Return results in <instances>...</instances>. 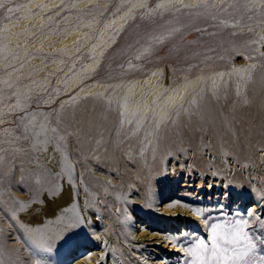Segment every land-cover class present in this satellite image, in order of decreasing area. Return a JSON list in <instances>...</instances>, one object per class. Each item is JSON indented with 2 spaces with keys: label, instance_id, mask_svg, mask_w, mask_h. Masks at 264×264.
<instances>
[{
  "label": "bare ground",
  "instance_id": "bare-ground-1",
  "mask_svg": "<svg viewBox=\"0 0 264 264\" xmlns=\"http://www.w3.org/2000/svg\"><path fill=\"white\" fill-rule=\"evenodd\" d=\"M73 1L70 4L66 0H27L20 8V17H11L1 31L4 36L0 51L14 52L16 46L27 52L31 50L24 62L10 69L11 59L0 52V71H5L0 74V80L15 97L11 104V100L1 98L4 93L0 94L1 125L12 119L13 108L16 111L28 106V94L43 96L45 103L52 102L54 98L46 97L45 92L51 87L49 81L53 77L63 87L59 92L75 90V98L85 95L86 99L78 112L75 113L77 105L63 112L61 119L65 127L60 131L50 128L39 116L24 113L26 132L32 140L27 153L18 146L19 136L12 135L13 132L0 135V147L6 144V149L0 151V211L6 220L0 224V264H130L131 261L132 264H174L173 255L179 251L183 254L181 239L188 225L197 221L198 226L205 228L203 220L192 211L195 208L205 214L206 204L200 202L204 195L222 197L219 203L227 202L235 213L251 209L254 216L250 223L255 220L264 210L261 194L264 183L259 168L247 155L245 143L252 149L262 144L263 139L257 136L263 138L264 129L259 122L255 129L258 133L253 134L250 129L243 138L238 135L231 113L234 105L248 106L252 99L263 110L260 115H264V72L253 71V63L241 53L235 55L226 71L198 73L190 79L183 77L176 84L157 78V70L145 78H121V85L95 80L86 83L93 78V67L98 66L104 48L101 45L110 44L116 37V34L110 40L106 37L111 33L106 23L110 17L95 34L91 30L95 25L84 20L83 14L81 18L66 15L64 19L72 20L63 23L61 33L55 31L56 25L46 34L39 28L33 29L36 23L39 26L45 23L46 19H42L47 9L57 6L53 10L59 12L86 0ZM145 1L119 2L122 10L117 15L119 24L126 22L128 10ZM198 1L201 0H159L157 4L165 10L173 3L183 7ZM62 4L64 8L57 9ZM234 27L238 32L252 29L237 24ZM258 29L262 41L258 51L264 55V21H259ZM28 38L32 39L27 42ZM88 54L91 56L86 60ZM227 74L237 79L228 87L234 98L232 106L216 84V80ZM21 78L35 81L20 84ZM166 118L171 120V127L159 131L157 128ZM119 138L123 139L121 144L117 143ZM223 138H228L227 143H223ZM205 143L211 144L210 148ZM191 148L202 155L204 163L198 165L193 161ZM122 153L127 162L137 165L138 173L132 180L128 179L126 170L119 171ZM16 156H22V160L13 163ZM263 157L259 151L256 161L263 162ZM153 162H157L160 172H152ZM143 173L150 177L142 182L144 191L140 192L132 181L140 177L144 180ZM167 177L166 185L162 180ZM177 182L191 185L193 194L200 195L158 206L160 199H168L170 188ZM244 188H248V194H244ZM115 229L124 241L122 247L115 242ZM178 234L181 239L171 242L169 237ZM9 235L16 242L6 243ZM86 247L89 253L82 257V248ZM116 247L129 251L132 258L122 259Z\"/></svg>",
  "mask_w": 264,
  "mask_h": 264
},
{
  "label": "rangeland",
  "instance_id": "rangeland-1",
  "mask_svg": "<svg viewBox=\"0 0 264 264\" xmlns=\"http://www.w3.org/2000/svg\"><path fill=\"white\" fill-rule=\"evenodd\" d=\"M16 1L17 0H0V43L2 42L4 36V33L1 32L3 30L2 28L7 25L11 17L16 19L20 17V8H23L25 2H27V0H18L17 3H15ZM66 1H70V4L74 2L73 0ZM100 1L102 2V4H100ZM105 1L106 0H97L96 2V0H86L83 1L81 5L74 4L71 5L72 7L68 6L65 10L63 9L59 12L53 10L55 7H57L53 6L50 9H47V11L43 12L46 14L42 19L43 21L46 19L45 23L40 26L38 25V23H36V26L33 28L34 30L39 28V30H41V33L43 32V34H46L44 32L49 31V28H54V26L56 25L55 31H59L61 33L62 26L64 25L63 23L72 20L64 19L66 15L68 16L70 14L75 16V18H81L84 16L83 19L86 18L84 20H87V22L91 23L90 25H95L93 26V29H91L93 32L95 31L94 34L98 32L101 26H105L106 23L110 25L109 29L111 30V33L106 36L107 40L112 39V34H116V37L110 44L101 45V47L104 48H102L103 53H101L100 58L96 63V65L98 64V66H95L97 67L96 69L95 67H93V72L95 71L93 73V78H90V80L86 81V83L93 82L95 80L103 83L107 82L105 84L120 82L121 85V81L124 77L131 79L136 76H142V78H145L151 72L157 70V78L176 84L177 82L179 83L185 78H193L198 73L205 74L208 71L216 69H222L226 71L230 69L233 63L231 61L233 60V58H235V55L241 53L247 57V61L249 63H253V71L261 70L262 72H264V55L261 51H258V45L261 44L262 41L261 38L257 35L259 31L258 23L259 21H264V0L259 3H255V0H201L194 5L183 7L178 5L175 6L176 4L174 5L173 3L171 4V7L168 6L165 10L163 9V6L161 4H157L159 0H146L145 3H142L143 5L137 4L136 6L132 7L131 10L127 11V13L129 12V14L131 12L130 15L134 18L126 13V22L120 24L118 20L120 19V17L118 18V14L122 12L119 7V2H121L122 0H107L108 2ZM144 4H146L145 8L147 10L144 9ZM140 5L141 8L139 7ZM149 5L150 8L148 7ZM62 7L64 8V4L58 6L57 9H60ZM135 11L137 12L135 13ZM50 15H52V17L47 19ZM89 16L90 18H88ZM93 16L97 19H94ZM108 17L110 18L108 19ZM111 17L115 20H113ZM89 20H91L92 22ZM104 21L107 22L105 23ZM99 22L101 24H99ZM102 22L104 23V25ZM232 22H235V24L240 26H246L248 28L252 26V29L246 32H238L234 27L235 24ZM71 24L72 23H69L68 25ZM43 25L48 26L42 27ZM30 39L32 38H28L27 42ZM0 52H3V57L6 56V59H11L12 63L8 65L11 66L9 67V69L18 67L22 62L25 61L24 58L30 56L31 54V50H28L27 52L20 46H16L14 52L10 50H1ZM14 53L15 56L14 58H12V55H14ZM88 55H86V60L91 56ZM137 55L138 57H136ZM236 58L239 59V56H236ZM128 65H131V67ZM156 68L160 69L158 70ZM3 72L5 71H0V74H2ZM35 73H33L31 76H33ZM227 75H223L220 79L216 80V84L219 87L218 90H220V93L227 98L228 105L232 106V104H234L232 103L234 101V98L228 87H232V85L237 82V79L232 74ZM19 81V83L21 84L23 82L33 83L35 80L30 81V79L21 78ZM83 84H85V82ZM49 85L51 87L47 92H45V94L46 97L54 98L52 102L48 104L44 102L43 96H36L37 94H28L30 101L28 106L25 108L16 109V111L14 110L15 108H13L10 114V117L12 119H10L6 124H0V135H8L7 133L13 132L12 135H16L17 137L19 136L18 139H20V141L18 142V146H20V148H22L26 153L32 146V140L26 132V125L23 118L24 113H28L30 115H33L34 117L39 116L41 120H44L50 126V128L54 127L55 129L57 128V130L60 131L65 127V125L62 123L63 120L61 119V115L63 114V112L70 107H74L75 105H77L78 107L75 108V113L78 112L79 108L81 107L80 104L86 99L85 95L80 96V99L79 97L75 98V95L73 94L75 90H71V92L68 91L67 93L59 92V90L63 87L61 84L56 83L54 77L50 79ZM7 92L8 94H6ZM1 93H4L1 98L5 97L6 101L11 100V104L14 102L13 98L15 97H13V91L8 90V88H6V86H4L3 82L0 80V94ZM62 100H65V102ZM79 100L80 102H78ZM249 102L250 103L248 106H245L243 103L234 105V112L231 113L238 135L242 136L243 138L244 134L249 133L250 129L252 130L253 134L258 133L255 131V129L259 122L262 124V129H264V115H260L262 114L263 110L260 108V105L258 103H253L254 101H252V99H250ZM171 125V120H168L166 118L165 122H163L162 125L157 129L159 131L163 128L167 129L170 128ZM73 128H75V123ZM128 133L129 132L125 134L129 135ZM257 138L260 140L263 139L264 142V137L260 138V136L258 135ZM122 141L123 139L119 138L117 143L121 144ZM227 141L228 138H223V143H227ZM263 142H261L262 144H258L255 149H252L248 145V143H245L247 147V155L252 161H254L255 167L257 169L259 168L262 177V183H264V169H261V167L264 165V157L263 162L261 163L256 161V159L259 151H261L264 156ZM1 145L2 146L0 147V151L6 149V144ZM204 145L208 146L209 148L211 146V144L209 145V143H205ZM24 146H27V148H24ZM184 147L187 148L188 145L185 144ZM228 150L229 148L227 149V152ZM189 152L191 154H194L193 161L196 164L201 165L205 162L202 155L199 154L196 149L191 148ZM21 157L16 156L15 158H13V163L20 162L22 160ZM126 160L127 159H125L124 153H122V158L120 159L121 168L119 171L123 172L124 170H126L128 179L132 180L133 177L138 173L137 165L131 164ZM220 169H222V167H220ZM155 171L160 172V168L157 162H153L152 164V172L155 173ZM142 177L145 179L142 180V178L140 177L138 178L139 180H134V182L132 181V183L135 184L136 187H138L137 189L140 192L144 191L142 182L148 181V178L150 176L146 173H143ZM162 181L167 185L168 177L163 178ZM231 183L234 184L235 182L231 181ZM165 184L159 186V190H162ZM180 184L181 182L175 183L169 190L167 196L168 199H160L158 202V206H163L164 204L175 201L176 199H182L185 201H188L189 198L196 199L200 195L198 194L195 196L193 194L195 192L192 190L191 185L186 186ZM243 192L244 194H248V188H244ZM261 194L262 201L264 203V188H262ZM222 199L223 198L219 196H212L208 198L206 195H204L203 198L200 199L202 205L206 204L204 206L205 216L208 218L210 223L220 222L219 218L222 217H228L229 219H231L232 216L237 213H235L234 209H231V205L228 206L227 202H223L222 204L219 203V201H222ZM225 204L226 206H224ZM240 212L244 211L242 210ZM262 214H264V210L263 213H259L258 216L255 217V220L253 219V221L250 223L252 224V231L254 233V236L258 238H264V224L256 222L257 218H261V220L264 219V215L261 216ZM5 222L6 220L3 218V215L0 211V224ZM153 230L156 229L153 228ZM118 231V229H115V242L117 245L119 244L120 247H122L124 245V241L121 237L117 236ZM187 233H193L195 234V236L207 241V230L206 228H203V226H198L197 221H192L190 225H188ZM13 237L12 235H9L5 242H16ZM181 241H184V247L190 246V244L192 243V238L189 237V239L185 240L182 236ZM116 249L122 259H130L133 256L132 254H129V251L127 250L118 249V247H116ZM258 251L264 253V245H258ZM179 252L173 255L174 264H187L189 258L186 257L184 252L183 254H180ZM88 253L89 250L87 249V247L82 248V257L86 256ZM130 264H132V261ZM137 264L142 263L139 262Z\"/></svg>",
  "mask_w": 264,
  "mask_h": 264
},
{
  "label": "snow or ice",
  "instance_id": "snow-or-ice-1",
  "mask_svg": "<svg viewBox=\"0 0 264 264\" xmlns=\"http://www.w3.org/2000/svg\"><path fill=\"white\" fill-rule=\"evenodd\" d=\"M203 220L208 232L207 241L193 233L183 234L185 240L192 238L190 246L182 247L187 264H264V253L258 251V245H264V238L254 236L250 221L254 212H239L232 216L219 218L220 222H211L199 209H192ZM257 223H264L257 218ZM176 243L181 239L178 234L169 237Z\"/></svg>",
  "mask_w": 264,
  "mask_h": 264
}]
</instances>
